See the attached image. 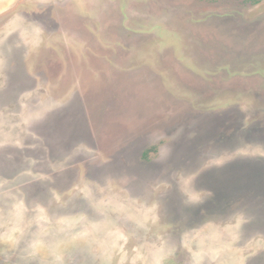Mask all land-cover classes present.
Listing matches in <instances>:
<instances>
[{
	"label": "rangeland",
	"instance_id": "374dc122",
	"mask_svg": "<svg viewBox=\"0 0 264 264\" xmlns=\"http://www.w3.org/2000/svg\"><path fill=\"white\" fill-rule=\"evenodd\" d=\"M0 264H264V0H0Z\"/></svg>",
	"mask_w": 264,
	"mask_h": 264
},
{
	"label": "trees",
	"instance_id": "16d2710c",
	"mask_svg": "<svg viewBox=\"0 0 264 264\" xmlns=\"http://www.w3.org/2000/svg\"><path fill=\"white\" fill-rule=\"evenodd\" d=\"M148 154V153H147Z\"/></svg>",
	"mask_w": 264,
	"mask_h": 264
}]
</instances>
